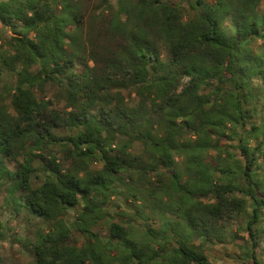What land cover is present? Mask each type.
I'll list each match as a JSON object with an SVG mask.
<instances>
[{
    "label": "trees",
    "instance_id": "1",
    "mask_svg": "<svg viewBox=\"0 0 264 264\" xmlns=\"http://www.w3.org/2000/svg\"><path fill=\"white\" fill-rule=\"evenodd\" d=\"M260 2L101 0L88 16L77 0H0L13 34L0 48L11 105L0 106V175L17 214L52 223L34 264H212L205 248L224 238L239 243L236 260L264 264ZM46 84L63 108L38 98ZM117 195L135 207L132 223L112 221L102 243L93 229ZM81 202L79 247L66 216ZM146 210L158 229L134 228Z\"/></svg>",
    "mask_w": 264,
    "mask_h": 264
},
{
    "label": "rangeland",
    "instance_id": "2",
    "mask_svg": "<svg viewBox=\"0 0 264 264\" xmlns=\"http://www.w3.org/2000/svg\"><path fill=\"white\" fill-rule=\"evenodd\" d=\"M80 3L85 5V10L88 13V16L91 15L95 8L99 11L102 9L100 6L101 0H77ZM208 2H213L214 0H207ZM260 13L264 14V0H261ZM89 18V17H88ZM12 30L9 27H5L0 22V48L3 47L5 41L12 36ZM111 45V50L114 51L116 45L120 44V40ZM99 47L103 46V42H99ZM261 48V43H256L254 49L257 50ZM166 56V52H163ZM99 66L96 68L100 70L101 64L105 61V58L102 56L98 57ZM76 65L79 68L84 67V62L77 59ZM91 66H96V62L90 63ZM7 75L0 77V106H5L11 112L10 100H2L4 96V86L7 80ZM62 89L53 84H46L43 92L36 91V94L40 100L50 99L53 101V108L60 109L65 106V101L61 95ZM261 103L257 104V119L254 122L261 124L264 120V95L260 99ZM142 150V144L136 143L131 148V151L134 153H139ZM63 152L57 151L56 155L59 158L63 157ZM22 162V157L18 158ZM176 161L180 170H183L184 166V157L176 156ZM7 170L13 171L15 169V162L7 161L5 162ZM65 166L68 167L69 163L66 162ZM101 164H94V169H100ZM1 174V173H0ZM154 176H152V179ZM35 185L39 183V180L34 179ZM12 183L8 180V175H0V264H34L35 256L33 252L32 245L36 241V238L40 233H46L52 228V223L45 221L42 218L35 217L28 214L26 210L21 211L19 214L15 211V205L12 203L10 198L9 191L12 188ZM19 196V194H16ZM11 201V202H10ZM83 203H80V206L75 207L69 210L68 215L66 216L67 224L72 228L73 237L72 241L75 245L81 247L86 244L88 239L86 236L80 234L74 228V222L78 214L82 211ZM106 210L109 214L99 226L93 229V232L97 234L99 240L102 243H107L109 241V225L112 221L119 223L123 226H129L130 222L128 217H125L124 214L134 215L135 207L129 202H127L124 196H115L112 198L111 203L106 206ZM231 230L235 232L238 225L236 222L230 221ZM223 226H226V222L222 223ZM135 229H144V228H155L160 227V221L157 218H152L150 213L146 210V213L142 215L141 218L136 219L133 222ZM241 236H245L242 234ZM237 244L233 243L231 239L224 238L222 242H215L209 244L205 249V254L207 255L209 261L212 264H251L244 262L243 260H236L235 258L240 256V249ZM264 245V241H263Z\"/></svg>",
    "mask_w": 264,
    "mask_h": 264
}]
</instances>
